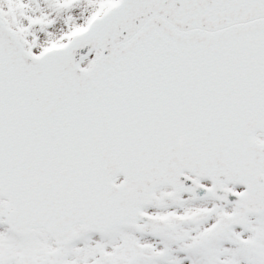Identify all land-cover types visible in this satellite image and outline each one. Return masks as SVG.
<instances>
[{
    "label": "snow or ice",
    "instance_id": "1",
    "mask_svg": "<svg viewBox=\"0 0 264 264\" xmlns=\"http://www.w3.org/2000/svg\"><path fill=\"white\" fill-rule=\"evenodd\" d=\"M0 264H264V0H0Z\"/></svg>",
    "mask_w": 264,
    "mask_h": 264
}]
</instances>
